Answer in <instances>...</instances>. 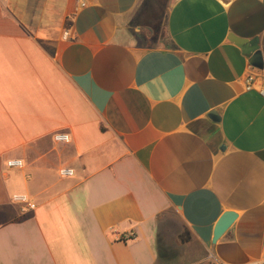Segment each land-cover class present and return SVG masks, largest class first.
I'll return each mask as SVG.
<instances>
[{"label":"crops","instance_id":"crops-1","mask_svg":"<svg viewBox=\"0 0 264 264\" xmlns=\"http://www.w3.org/2000/svg\"><path fill=\"white\" fill-rule=\"evenodd\" d=\"M233 37L258 40L262 68ZM248 74L264 79V0H0V264L259 260Z\"/></svg>","mask_w":264,"mask_h":264},{"label":"built area","instance_id":"built-area-1","mask_svg":"<svg viewBox=\"0 0 264 264\" xmlns=\"http://www.w3.org/2000/svg\"><path fill=\"white\" fill-rule=\"evenodd\" d=\"M85 6V2L81 1L80 7ZM68 36L67 31L64 33V37ZM255 79L251 74H248L244 80V85L246 90H252L255 89L261 96L264 97V79L255 86ZM54 140L57 142H68L70 140L69 136L65 133H56L54 134ZM8 166H20L21 161L20 160H10L7 162ZM58 174L60 176H71L74 174L73 169L71 168H60L58 170ZM11 200L15 202L16 204H19L22 207V210H34L36 208V205L33 201L29 199L28 196L24 194H15L11 197ZM133 235H122L120 239L130 240L133 239ZM217 264V263H213ZM244 264H264V246L261 250V257L259 260L256 261H250Z\"/></svg>","mask_w":264,"mask_h":264},{"label":"water","instance_id":"water-1","mask_svg":"<svg viewBox=\"0 0 264 264\" xmlns=\"http://www.w3.org/2000/svg\"><path fill=\"white\" fill-rule=\"evenodd\" d=\"M232 41L242 48V50L251 55L254 62V66L257 68H262V58L258 48V40L246 41L241 38H232ZM237 214L232 211H225L220 218L217 220L214 230L212 241L215 242L232 224Z\"/></svg>","mask_w":264,"mask_h":264}]
</instances>
